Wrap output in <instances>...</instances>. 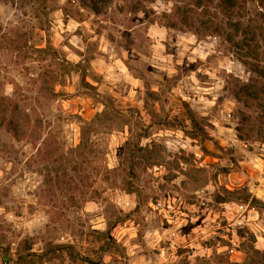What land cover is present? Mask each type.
<instances>
[{"label": "rangeland", "instance_id": "obj_1", "mask_svg": "<svg viewBox=\"0 0 264 264\" xmlns=\"http://www.w3.org/2000/svg\"><path fill=\"white\" fill-rule=\"evenodd\" d=\"M186 5L207 19L195 0H0V264L264 253V111L236 97L261 8L227 28L237 48Z\"/></svg>", "mask_w": 264, "mask_h": 264}, {"label": "trees", "instance_id": "obj_2", "mask_svg": "<svg viewBox=\"0 0 264 264\" xmlns=\"http://www.w3.org/2000/svg\"><path fill=\"white\" fill-rule=\"evenodd\" d=\"M256 2L258 6H260L261 10H258L254 15V18L249 21L250 24L254 22H260L258 24V35L255 32V37L250 36L248 45L249 51L247 53H238L240 55V60L243 64L250 68L252 72H256L257 77L252 78L250 84H246L245 87H238V91H236V97L239 101H244V103L249 102L248 104H255L259 108L264 111V68H262L261 62L264 61V29L261 24L264 22V0H195V6L203 7V14L207 19H202L200 21H191L189 19V11L192 12V8L186 5L188 10H185L181 15V22L184 23L189 28L197 27L200 32V29L210 30L213 34H218L224 36L227 41L237 47L238 42L235 40V36L232 34V31H228V27L233 30H236L239 33L244 26V22L242 21L246 18V14L250 11L249 3ZM216 4V5H215ZM214 6L218 8L219 11H215L212 19L210 20L211 11L208 9V6ZM178 23V22H177ZM177 23H173V25H177ZM198 23V24H197ZM245 29V28H244ZM255 29H253L254 31ZM259 30H262L259 32ZM251 32L252 29H250ZM244 32L249 34V31ZM257 38H260L263 41V46L256 41ZM240 48V47H237ZM259 87V88H258ZM192 122L194 125H197V115H191ZM244 121V120H243ZM197 128V126H196ZM239 199H244L245 202H259L258 198L251 196L250 193L245 195L244 197H238ZM254 249V248H253ZM248 255V256H247ZM246 255V259L243 263H238L235 261H231L229 258L219 260V264H264V253L258 249H254L252 254L249 255V252ZM205 264H208V261H204Z\"/></svg>", "mask_w": 264, "mask_h": 264}]
</instances>
